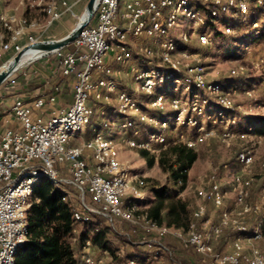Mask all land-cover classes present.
Returning a JSON list of instances; mask_svg holds the SVG:
<instances>
[{"label": "built area", "instance_id": "2783aa9c", "mask_svg": "<svg viewBox=\"0 0 264 264\" xmlns=\"http://www.w3.org/2000/svg\"><path fill=\"white\" fill-rule=\"evenodd\" d=\"M2 1L0 69L26 44L53 39L50 31L58 21L66 14L79 18L76 5L88 0H20L26 12L9 10ZM259 9H264V0H98L90 23L72 43L31 61L54 57L59 84L25 98L15 93L19 70L11 75L1 86L13 96H0V113L11 114L15 121L0 131V264H17L18 250L29 236L31 198L42 179L61 190L75 221L87 223L102 215L118 234L127 236V242L116 246L121 257L129 248L127 264H152L157 259L184 264L183 250L197 254L199 264H264V247L259 245L264 239V186L261 201L249 200L256 175L264 183V160L259 173L253 170L262 135L257 125L238 130V118L250 114L237 101L238 84L227 86L210 78L194 46L197 42L211 47L216 29L235 33L232 21L246 24ZM181 17L184 24L178 29ZM262 28L255 21L251 35ZM244 49L250 53V44ZM24 70L23 66L26 74ZM229 72L244 75L246 66L232 64ZM258 82L264 86V75ZM62 83L71 86L72 101L58 105ZM141 95L150 98L155 111L170 107L171 116L148 112ZM114 97L120 119L94 122L96 107ZM146 124L156 128L139 143L136 135ZM110 126L135 136L108 137L105 130ZM171 127L196 130L181 140L194 148L215 136L225 142L251 141L237 152L235 206H225L228 191L217 173L201 177L195 188L201 201L186 228L151 217L144 202L146 177L133 173L121 158L122 141L151 149L166 143ZM88 128L89 137L72 143ZM178 184L192 186L189 179ZM208 203L219 209L216 221ZM114 259L109 250H98L87 240L73 264H112Z\"/></svg>", "mask_w": 264, "mask_h": 264}, {"label": "rangeland", "instance_id": "374dc122", "mask_svg": "<svg viewBox=\"0 0 264 264\" xmlns=\"http://www.w3.org/2000/svg\"><path fill=\"white\" fill-rule=\"evenodd\" d=\"M3 1L7 5L12 4V6H14L20 0ZM86 3L87 2H83L80 6H78L77 12L79 16L82 14ZM77 20L78 17L72 16H69L66 21L62 19V25L67 27V29H63L66 32L69 31L75 25ZM261 21L259 22L261 23ZM232 22L236 25L235 33L225 34L223 31L216 29L214 32L215 43H213L211 47H202L197 42L194 43V46L200 51V57L202 58V61L208 65L210 78L217 79L227 86H232L234 82L238 84V93L236 94L237 101L247 108L250 114L238 118L239 123L237 124V128L239 130L245 129L251 125H257L259 126L258 130L262 135L260 143L257 145V157L253 168L255 173H259L260 163L264 160V86L258 82L259 77L264 75V30L262 28L259 33L251 35L253 30L250 26L245 23H239L237 20ZM183 24L184 17H181L178 22V29L182 27ZM58 30H60L58 26L51 29V38H58V36L62 35V33L58 34ZM245 43L250 44V53L244 49ZM238 62H242L246 66V73L241 76H233L229 72V66L232 64H237ZM31 63L24 66L25 69H29V67L33 65ZM20 71L21 69L16 73L18 80H21L19 73ZM33 77L34 78L30 80V83H32L33 80L39 79L37 73H34ZM255 83L258 85L255 86ZM252 87H255V90L252 92V94H246L245 90ZM12 94L13 93H7L3 87L0 86V96L4 95L9 99V96ZM177 95L184 96L185 94L183 95V93L177 92ZM141 100L145 109L152 114L166 118L170 117L172 114L170 107H167L164 111H155V109L149 105L150 98L145 95H141ZM117 106L118 104L115 97L109 103H100L97 107L96 119L98 121L108 120L110 123L112 121H117L120 119ZM113 128L111 127L105 130V133L108 137L121 138L135 136L132 132ZM155 128L156 127L151 125H144V130L136 135L137 141L139 143L143 142L147 138L149 132L155 130ZM195 132L196 130L189 127H171L167 132L168 142L154 144L151 149L141 146L130 147L122 141V160L133 173H138L145 176L148 181V193L144 201L147 205L150 204L154 197L155 199L157 198L156 189H160L163 186L168 185L174 189V192L171 195L189 200L191 203V209H193L201 201L195 190L197 185L201 183V177H205L206 175L215 172L222 179L224 188L228 191L227 197L225 199V206L228 208L235 206V193L232 190V180L234 173L239 169L240 166V163L236 159L237 152L241 146L244 144H249L251 142L250 140L232 139L230 142H225L220 136H215L207 142L198 145L197 150L199 153V158L189 171L188 176L189 184H192V186H188V188L186 187V192L182 196L181 191L185 190V188L181 190L180 188L182 185H175L173 180L170 178V172L161 166L160 157L162 155V151L170 144H173V141L176 140L177 142H180L184 137L195 135ZM219 132H221V128L219 129ZM143 150H147L149 154L146 156L143 155ZM152 157L155 158L153 163L150 162ZM263 186V179L260 175H256L252 187V194L249 199L251 202H256L259 200L261 201L260 192ZM33 200L34 199L32 196L31 203ZM212 214H218V212L214 210V207H212ZM259 245L264 247V239L259 242ZM196 255L191 253L189 254L185 250L181 251L180 253V257L184 264H199L200 262L197 260L199 259V256ZM111 262L112 264H119V262H117L115 259ZM152 264H166V260L157 259Z\"/></svg>", "mask_w": 264, "mask_h": 264}, {"label": "trees", "instance_id": "16d2710c", "mask_svg": "<svg viewBox=\"0 0 264 264\" xmlns=\"http://www.w3.org/2000/svg\"><path fill=\"white\" fill-rule=\"evenodd\" d=\"M255 21H261L264 30V9L251 15L246 24L252 29ZM63 89L61 87L59 94ZM96 114L97 107L94 122ZM90 134L91 128H88L86 137ZM142 154L146 156L149 152L143 150ZM198 158L197 148L175 140L162 151L160 164L170 172V178L177 185L180 179L188 181L189 171ZM154 160L152 157L150 162L153 163ZM185 187L184 184L180 189ZM173 192L174 189L168 185L156 189L157 198L149 207L150 215L160 223L186 228L191 220V203L185 198L174 197L171 195ZM33 199L29 208V236L18 250L17 264H73L76 253L87 240H91L98 250H109L117 262L127 264L129 248H126L125 256L121 257L116 254V246L123 245L129 239L108 225L106 217L94 215L87 223L75 221L69 204L62 200L61 190L45 179L36 185ZM187 253L195 254L191 250Z\"/></svg>", "mask_w": 264, "mask_h": 264}, {"label": "crops", "instance_id": "0c3cea01", "mask_svg": "<svg viewBox=\"0 0 264 264\" xmlns=\"http://www.w3.org/2000/svg\"><path fill=\"white\" fill-rule=\"evenodd\" d=\"M82 3H78L76 5L77 6L76 7L77 11H78V6H80ZM2 6L7 8V9H9V10L18 9V11H20V12H26V10H27L25 7L20 6L19 2L17 4H15L14 6H12V4L11 5H7V4L4 3V1H2ZM29 14H32V11H30ZM69 16H71V15L70 14H66V15H64L62 17V19L64 21H66ZM62 19H60L58 21L56 26H58L59 29H60V30L57 31L58 34L62 33L61 36H64L73 27L69 31L66 32L63 28L67 29V27H64L62 25ZM57 32H56V34H57ZM61 36H58V37H61ZM31 64H33V65H31L29 67V69H25L24 70L26 72V74L23 73V71L19 72L21 80H19V85L15 89L16 90L15 91L16 95H20V96H23L25 98H31L38 91H40L41 89L46 88V90L49 91L52 88V86H54L56 84H59L61 82L60 75H59V68H58V65H57V61H56V59L54 57L43 58V59L35 61V63H31ZM32 72L37 73L38 76H39V79L38 80H33L32 83H30V80H32L34 78L33 77L34 73H32ZM61 86L64 87V89H63V92L60 93L61 96H60L59 102L57 104L58 105L59 104H69L72 101V89H71V86L69 84H64V83H62ZM12 96L13 95H11L9 97L11 98ZM4 113H0V131H3L9 125H14L15 124L14 118L11 116V114H9L7 112H4ZM86 132H84L82 137H77V138L73 139L72 143L81 142L83 140V138H86ZM185 192H186V189L183 190V192L181 193V196L184 195ZM155 200L156 199L154 197V199L150 202V204L148 206H150ZM208 206H209L210 211H211L210 215H211L212 220L216 221L218 219V217H219V209H215L214 208V210H216L218 212V214L215 215V214H212V207H214L213 204L208 203Z\"/></svg>", "mask_w": 264, "mask_h": 264}, {"label": "water", "instance_id": "95a60500", "mask_svg": "<svg viewBox=\"0 0 264 264\" xmlns=\"http://www.w3.org/2000/svg\"><path fill=\"white\" fill-rule=\"evenodd\" d=\"M98 0H88L82 14L79 16L77 22L73 26V28L64 36L47 39L43 41H37L34 43L26 44L19 52H17L4 67L0 69V86L13 74H15L18 70H20L23 66L27 65L34 59L23 61L24 54L30 49H41L44 52L38 57L46 56L51 54L57 49L63 48L66 45L72 43L83 28L90 23L93 18L96 8H97ZM36 57V58H38ZM35 58V59H36Z\"/></svg>", "mask_w": 264, "mask_h": 264}, {"label": "bare ground", "instance_id": "6f19581e", "mask_svg": "<svg viewBox=\"0 0 264 264\" xmlns=\"http://www.w3.org/2000/svg\"><path fill=\"white\" fill-rule=\"evenodd\" d=\"M43 52L44 50H41V49H30L24 54L22 60L25 61V60L35 59L36 57L41 55Z\"/></svg>", "mask_w": 264, "mask_h": 264}]
</instances>
